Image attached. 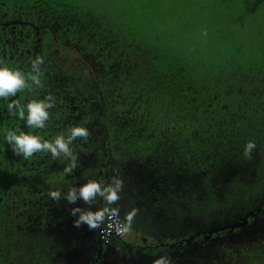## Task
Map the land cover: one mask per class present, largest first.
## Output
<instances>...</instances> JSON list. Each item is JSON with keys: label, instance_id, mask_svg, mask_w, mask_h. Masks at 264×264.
<instances>
[{"label": "trees", "instance_id": "1", "mask_svg": "<svg viewBox=\"0 0 264 264\" xmlns=\"http://www.w3.org/2000/svg\"><path fill=\"white\" fill-rule=\"evenodd\" d=\"M134 1L0 0V19L20 11L29 22L56 24L45 30L69 61L44 129L22 128L0 100V264H22L35 237L66 215L62 192L90 180L122 181L116 203L97 201L88 211L115 208L124 223L120 211L132 207L162 224L158 209L175 202L183 215L192 206L197 223H224L264 193V0ZM70 126L90 133L70 145L71 173L70 159H24L5 140L8 131H37L51 141ZM106 220L87 231L100 236ZM243 231L208 250L218 255L213 264H264V215Z\"/></svg>", "mask_w": 264, "mask_h": 264}, {"label": "flooded vegetation", "instance_id": "2", "mask_svg": "<svg viewBox=\"0 0 264 264\" xmlns=\"http://www.w3.org/2000/svg\"><path fill=\"white\" fill-rule=\"evenodd\" d=\"M29 21L20 11L17 12V16L6 15L5 19H0V67L7 66L27 73L31 71L32 61L42 57L43 87L33 86L13 97L0 98L5 104L14 100L24 106L31 101L30 99L43 100L47 95H51L55 101L57 96L55 90L63 85L69 67L66 57L68 53L58 49L55 38L48 35L45 30L51 26L55 28L56 24L51 25L49 22L45 24L43 20ZM22 123V128L29 129L24 120ZM34 132L35 135L38 134L37 131ZM62 194L63 200L67 201L66 192ZM176 197L182 199L185 195H175ZM97 201L104 200L97 197L95 202ZM68 204L66 215L55 217L62 220L46 234L35 237L33 247L26 251L28 258L21 257L22 264H155V261L161 258L166 259L167 264H199L196 260L198 255H202L200 259L203 260L202 264H213L211 260L218 255L212 258L208 250L216 246L222 247L229 237L246 235L243 229L248 220L264 215L261 214L264 213V193L251 202L252 209L241 215L242 218L234 220L230 218L229 221L219 224L199 222L200 226H196L197 219H194L192 206L189 211L191 214L183 215L182 202H178L177 205L175 202V206H170V209H158V216L156 214L154 218L161 219L162 224L159 223V226L147 223L151 222L148 210L136 211L133 218L135 225L137 224L136 231L132 230L134 232L130 236H126L125 233V237L118 240L121 243L114 239L105 244L96 232L89 233L86 225L80 228L73 227V221L77 216L71 215V210L79 207L88 211L89 205L82 200ZM132 210L130 207L126 213L120 211V214L126 216ZM166 210H171L172 213L167 216ZM56 212L63 214L59 209L53 210V213ZM220 224H224L223 227L219 226Z\"/></svg>", "mask_w": 264, "mask_h": 264}, {"label": "clouds", "instance_id": "3", "mask_svg": "<svg viewBox=\"0 0 264 264\" xmlns=\"http://www.w3.org/2000/svg\"><path fill=\"white\" fill-rule=\"evenodd\" d=\"M204 35H207V33L205 32ZM43 63V58L37 57L31 63V71L27 73L7 66L0 67V98L7 99L13 97L18 92L33 86L35 88L43 87L41 80V65ZM54 106V98L51 95H47L43 100H31L24 106H21L17 101L13 100L8 104V111L10 114L16 115L21 120H24L26 126L29 128L44 129L46 122L50 119L49 109ZM89 135L90 133L85 127L70 126L67 135H58L51 141L23 131L19 134L15 131H8L5 134V140L9 144L13 154L22 156L24 159L30 158L37 152L50 153L54 159L61 156L70 159L71 163L64 171L65 173H71L76 167V156L71 150L70 145L77 138L87 140ZM254 148V142H247L244 148L245 157L250 158V153ZM121 189L122 181L115 177L107 185L90 180L78 189L70 188L65 198L71 204H75L77 200H82L85 204L91 205L97 197H100L106 205H112L120 199L118 193ZM49 196L53 200H59L61 193L59 191H50ZM70 214L77 216L73 221V227L80 228L82 225H86L89 230H93L99 228L104 223L106 217L117 216L118 209L106 206L102 210L93 212L75 207L71 210ZM135 214V209L126 214V222L119 228L121 234L130 231ZM155 264H167V261L161 258L156 260Z\"/></svg>", "mask_w": 264, "mask_h": 264}, {"label": "built area", "instance_id": "4", "mask_svg": "<svg viewBox=\"0 0 264 264\" xmlns=\"http://www.w3.org/2000/svg\"><path fill=\"white\" fill-rule=\"evenodd\" d=\"M124 224L120 217H107L104 228L101 230L100 237L105 244H109L114 239H122L125 233L119 232L120 226Z\"/></svg>", "mask_w": 264, "mask_h": 264}, {"label": "rangeland", "instance_id": "5", "mask_svg": "<svg viewBox=\"0 0 264 264\" xmlns=\"http://www.w3.org/2000/svg\"><path fill=\"white\" fill-rule=\"evenodd\" d=\"M103 3H105V4H113V2L114 1H117V0H101ZM137 2H139L140 0H136ZM135 3V1L134 0H131V4L133 5ZM113 7H115V8H117V9H119L120 8V6L118 5V4H115ZM126 7L127 8H130V3H128L127 5H126ZM213 209H214V206H213ZM195 214H197V213H195ZM196 226H200V223H197L196 222ZM132 232H134V231H132V229H130V231L129 232H127L126 233V236L128 235V236H130L131 235V233ZM248 236H247V238L248 237H250V238H253L254 236H252V235H250V234H247ZM246 236V235H245ZM254 240V239H253ZM258 240H259V238H258ZM258 240H256V243L258 242ZM248 241H252V240H248ZM239 242V241H238ZM253 249H255V250H257L256 248H254L253 247ZM51 257V256H50Z\"/></svg>", "mask_w": 264, "mask_h": 264}]
</instances>
